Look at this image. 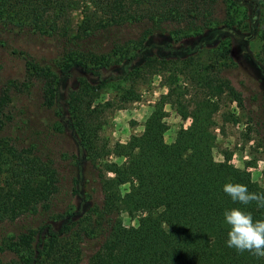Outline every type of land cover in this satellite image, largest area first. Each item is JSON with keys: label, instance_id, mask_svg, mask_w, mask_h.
<instances>
[{"label": "trees", "instance_id": "1", "mask_svg": "<svg viewBox=\"0 0 264 264\" xmlns=\"http://www.w3.org/2000/svg\"><path fill=\"white\" fill-rule=\"evenodd\" d=\"M0 27L59 48L48 61L19 52L55 117L43 128L14 120L9 89L0 93V225L22 224L0 237V252L12 255L0 264H264V189L229 155H212L220 99L245 106L243 90L224 75L233 46L264 79V0H0ZM255 39L262 46L253 56ZM144 70L162 73L167 93L143 132L114 147L124 162L103 164L101 200L78 178L60 204L50 138L68 133L78 162L95 166L109 105L96 103L102 87L136 81ZM75 71L94 83L79 80L62 102ZM187 87L201 97L186 100ZM165 105L190 120L171 143ZM121 211L137 225L123 226Z\"/></svg>", "mask_w": 264, "mask_h": 264}, {"label": "rangeland", "instance_id": "2", "mask_svg": "<svg viewBox=\"0 0 264 264\" xmlns=\"http://www.w3.org/2000/svg\"><path fill=\"white\" fill-rule=\"evenodd\" d=\"M80 15L78 11L72 13L74 23L81 19ZM222 15L223 8L217 9V18L222 19ZM3 44L5 45L2 46ZM261 46L262 42L255 39L248 49L255 56ZM21 51L48 61L55 58L59 48L49 41L42 42L29 35L8 33L0 27V93L9 89V109L14 113V120L26 119L31 127L40 129L55 117L52 109L43 103L40 84L30 77L19 54ZM231 57L234 65L225 70L224 75L232 79L237 89L243 90L245 106L242 109L227 98L220 99V111L215 115L218 129L212 155L217 162L223 161L224 154L229 155L235 167L248 171L251 179L264 189V79L244 59L236 46H233ZM148 71L144 70V75L136 81L109 82L102 87L96 103L108 102L109 105L102 116L104 124L99 133V147L103 149V156L95 166L84 160L78 162L77 149L68 133L56 134L50 138L49 146L60 173V204H65L72 198L78 178H81L79 188L91 195V200L96 203L101 200L98 176L104 174L101 169L103 164L120 165L124 162L123 157L116 155L114 147L127 143L132 136L143 132L146 118L154 110L161 95L167 93L164 75L157 73L150 76ZM246 75L251 79L248 80ZM82 79L94 83L88 76L73 72L72 77L63 83L62 102L67 91ZM244 80L246 81L242 84ZM189 87L186 100L192 102L195 94L201 97L200 93ZM164 111V120L168 126L164 141L171 143L180 129L190 125V120H182L169 105L164 106ZM231 115L237 119L236 122ZM9 127L10 124L7 130ZM107 175L112 176L111 173ZM128 190L129 184L120 187L123 194ZM119 218L125 227L136 226L138 223L137 217L124 211L119 213ZM21 225H0V237L17 234ZM11 256L0 252V259L5 261Z\"/></svg>", "mask_w": 264, "mask_h": 264}]
</instances>
